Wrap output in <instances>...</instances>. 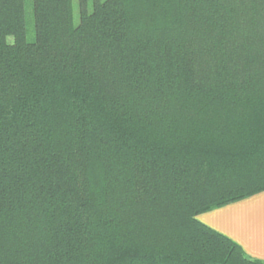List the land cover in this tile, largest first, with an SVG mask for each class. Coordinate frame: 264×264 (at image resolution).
<instances>
[{
    "label": "trees",
    "instance_id": "16d2710c",
    "mask_svg": "<svg viewBox=\"0 0 264 264\" xmlns=\"http://www.w3.org/2000/svg\"><path fill=\"white\" fill-rule=\"evenodd\" d=\"M33 3L29 42L0 0V264H264L197 219L264 191V0Z\"/></svg>",
    "mask_w": 264,
    "mask_h": 264
},
{
    "label": "crops",
    "instance_id": "0c3cea01",
    "mask_svg": "<svg viewBox=\"0 0 264 264\" xmlns=\"http://www.w3.org/2000/svg\"><path fill=\"white\" fill-rule=\"evenodd\" d=\"M197 219L238 243L250 257L264 261V191L203 212Z\"/></svg>",
    "mask_w": 264,
    "mask_h": 264
},
{
    "label": "rangeland",
    "instance_id": "374dc122",
    "mask_svg": "<svg viewBox=\"0 0 264 264\" xmlns=\"http://www.w3.org/2000/svg\"><path fill=\"white\" fill-rule=\"evenodd\" d=\"M25 1H26L27 40L29 42H34L36 40L34 3L33 0H25ZM73 8H74V23L75 25H77L80 21L79 0H73ZM8 41L13 42L14 38L12 36H9Z\"/></svg>",
    "mask_w": 264,
    "mask_h": 264
}]
</instances>
